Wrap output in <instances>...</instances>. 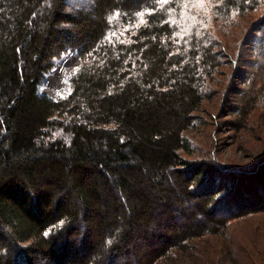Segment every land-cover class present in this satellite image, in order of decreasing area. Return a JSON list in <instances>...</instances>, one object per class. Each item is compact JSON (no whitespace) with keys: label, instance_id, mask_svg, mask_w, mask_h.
<instances>
[{"label":"trees","instance_id":"1","mask_svg":"<svg viewBox=\"0 0 264 264\" xmlns=\"http://www.w3.org/2000/svg\"><path fill=\"white\" fill-rule=\"evenodd\" d=\"M214 1L259 12L234 65L208 35L176 42L161 0H0V264H211L196 262L206 236L235 252L228 223L264 203L237 196L228 214L211 181L225 172L192 136L221 66L242 82L235 131L264 107V0ZM67 50L82 58L69 93H41Z\"/></svg>","mask_w":264,"mask_h":264},{"label":"rangeland","instance_id":"2","mask_svg":"<svg viewBox=\"0 0 264 264\" xmlns=\"http://www.w3.org/2000/svg\"><path fill=\"white\" fill-rule=\"evenodd\" d=\"M161 3H166L169 11L173 12L170 18L176 23L174 26L176 42L186 43L187 37L191 34L202 35L204 40H207L208 35L218 44H227L228 49L225 48L223 51L226 54L230 53L229 60L234 57L233 54L239 47L247 45L244 43L248 37L245 36L247 25L259 16L258 11H248L245 14L235 11L230 16L223 13L219 15L214 0H167V2L161 0ZM81 64L82 58L74 50L60 54L39 85V91L53 97L66 96L70 91L71 76ZM236 65V73L245 74L248 67L244 64L239 71L238 63ZM220 69L225 72L227 70L226 77L229 81L225 80L223 84L219 83L213 87L215 93L205 104L207 124L198 127L192 138L194 154L208 157L212 165L225 172L221 173L223 176L220 173L213 175L211 181L226 188L222 204L225 208H232L228 209V214L233 215L237 214L235 209L239 203H233L234 205L227 203L237 196L249 203L256 198L259 203H264V161L261 162L264 159V107L251 111L243 128L235 131L233 126H230L234 118L231 105L237 100L233 91L241 87L242 82L240 83V75L236 77L235 73L231 74L229 67L221 66ZM227 86L229 89L224 95ZM242 207L241 205L238 208ZM226 234L232 240L234 238L233 254L229 251L219 256L217 249L222 241L220 242L217 236H206L197 242L200 243V248L204 247V251L200 248L196 250V254L200 255L196 262L199 263L202 259L210 263L213 258L217 262L211 264H264V212L233 218L228 223ZM227 255L230 257L224 258Z\"/></svg>","mask_w":264,"mask_h":264},{"label":"snow or ice","instance_id":"3","mask_svg":"<svg viewBox=\"0 0 264 264\" xmlns=\"http://www.w3.org/2000/svg\"><path fill=\"white\" fill-rule=\"evenodd\" d=\"M164 2H167V0H164ZM117 15H119V14H117ZM137 15H139L140 17H141V23H144V21H143V16H144V13H138ZM110 19H112V17H110ZM113 35H115V33H113ZM109 243H110V241H109Z\"/></svg>","mask_w":264,"mask_h":264}]
</instances>
